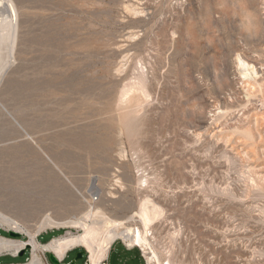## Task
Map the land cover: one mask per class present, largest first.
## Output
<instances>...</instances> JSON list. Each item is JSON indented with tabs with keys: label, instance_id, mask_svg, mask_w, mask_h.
<instances>
[{
	"label": "rangeland",
	"instance_id": "374dc122",
	"mask_svg": "<svg viewBox=\"0 0 264 264\" xmlns=\"http://www.w3.org/2000/svg\"><path fill=\"white\" fill-rule=\"evenodd\" d=\"M12 2L0 211L35 229L46 215L66 221L99 206L143 229L149 200L160 215L147 247L160 262L264 264V0ZM139 81L145 89L126 99ZM67 231L83 233L52 227L36 239ZM18 254L0 264L32 258L31 248ZM128 259L118 249L109 263L139 264Z\"/></svg>",
	"mask_w": 264,
	"mask_h": 264
},
{
	"label": "bare ground",
	"instance_id": "6f19581e",
	"mask_svg": "<svg viewBox=\"0 0 264 264\" xmlns=\"http://www.w3.org/2000/svg\"><path fill=\"white\" fill-rule=\"evenodd\" d=\"M17 46L18 21L15 6L12 0H0V79L4 78L7 68L16 59ZM143 82L135 84L133 87L129 84L130 89H128L129 87L124 88L123 95L126 96L133 89L143 91L145 89ZM146 92L144 91L142 95L147 94ZM128 95L126 99H130ZM145 97L147 96L145 95ZM139 208L137 214L143 229H131L123 220L111 219L99 206H90L88 211L82 214L81 217L67 219L66 221H55L50 215H46L37 223L38 226L35 229L25 226L17 219L0 211V224L5 226L7 230L20 233L27 238V240H17L0 236V254L12 252L13 255H17L25 246H29L32 251V258L25 264H42L37 256L38 254H36L38 250L52 253L61 261L72 249L83 247L89 253L87 264H98L107 255L111 244L115 240L121 239L130 247H140L146 255L147 264H171L169 259L160 262L155 255L148 252V232L151 230L150 225L154 219L160 215L159 207L148 200L145 203L143 202ZM71 226L81 228L83 233L75 235L67 231L64 235L55 237L45 244H41L36 240L39 233L47 228H69Z\"/></svg>",
	"mask_w": 264,
	"mask_h": 264
},
{
	"label": "water",
	"instance_id": "95a60500",
	"mask_svg": "<svg viewBox=\"0 0 264 264\" xmlns=\"http://www.w3.org/2000/svg\"><path fill=\"white\" fill-rule=\"evenodd\" d=\"M6 234H7L8 238H11V239H17V240L18 239H22V240L25 239L22 234L14 232V231H11V230H7ZM29 248H30L29 246H25L22 250H20L18 256L19 257L24 256V254L26 253V251ZM83 255H84V251L78 252L76 254L74 260L72 262L68 263V264H75L76 261L82 259ZM48 259H49L50 263H52V264H64V263H61V261H59L52 253L48 254Z\"/></svg>",
	"mask_w": 264,
	"mask_h": 264
},
{
	"label": "crops",
	"instance_id": "0c3cea01",
	"mask_svg": "<svg viewBox=\"0 0 264 264\" xmlns=\"http://www.w3.org/2000/svg\"><path fill=\"white\" fill-rule=\"evenodd\" d=\"M118 249H120V251L123 254H129V259L128 260H130L131 262L138 261L139 264H144L143 261H142V259H141V254H139V252L137 250H133V249H130V248H126L122 244H118V243H113L111 245V247H110V251H109V254H108V264H110L109 263V261H110V255L113 254V253H116V251ZM144 261H145V264H147L146 263V260H144ZM61 262H62V260H61Z\"/></svg>",
	"mask_w": 264,
	"mask_h": 264
},
{
	"label": "built area",
	"instance_id": "2783aa9c",
	"mask_svg": "<svg viewBox=\"0 0 264 264\" xmlns=\"http://www.w3.org/2000/svg\"><path fill=\"white\" fill-rule=\"evenodd\" d=\"M37 240V239H36ZM38 241V240H37ZM39 242V241H38ZM40 243V242H39ZM113 243H115V242H113ZM112 243V244H113ZM111 244V245H112ZM124 244V243H123ZM125 245V244H124ZM111 247V246H110ZM126 248H128L127 246H125ZM139 248V247H138ZM75 249V248H74ZM140 249V248H139ZM73 250V249H72ZM71 250V251H72ZM109 251H110V248H109ZM109 251H108V253H107V255L103 258V259H101L100 260V262L98 263V264H108V254H109ZM141 251V256L144 258V256H143V253H142V250H140ZM16 257V256H15ZM64 260V259H63ZM62 260V261H63ZM146 260V259H145ZM88 261V260H87ZM147 263V262H146ZM87 264V263H86Z\"/></svg>",
	"mask_w": 264,
	"mask_h": 264
},
{
	"label": "trees",
	"instance_id": "16d2710c",
	"mask_svg": "<svg viewBox=\"0 0 264 264\" xmlns=\"http://www.w3.org/2000/svg\"><path fill=\"white\" fill-rule=\"evenodd\" d=\"M0 236L5 237V238H8L7 234H6L4 231H2V230H0ZM51 239H52V238H50L47 242H49ZM47 242H45V243H47ZM45 243H44V244H45ZM74 250H76V249H73L72 251H74ZM69 252H70V251H69ZM69 252L67 253V255L69 254ZM84 254H86V253L84 252ZM16 257H18V256H16ZM66 258H67V256L64 258L63 261H65ZM26 259H27V258H26V256H25V257H24V260H26ZM83 260H84V259H83ZM13 264H20V263H13Z\"/></svg>",
	"mask_w": 264,
	"mask_h": 264
},
{
	"label": "flooded vegetation",
	"instance_id": "af4514ba",
	"mask_svg": "<svg viewBox=\"0 0 264 264\" xmlns=\"http://www.w3.org/2000/svg\"><path fill=\"white\" fill-rule=\"evenodd\" d=\"M77 251H80V252H82L83 250L82 249H76ZM84 256V255H83ZM83 258V257H82Z\"/></svg>",
	"mask_w": 264,
	"mask_h": 264
}]
</instances>
